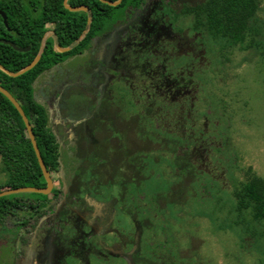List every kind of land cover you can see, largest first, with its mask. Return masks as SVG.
<instances>
[{
	"label": "flooded vegetation",
	"instance_id": "flooded-vegetation-1",
	"mask_svg": "<svg viewBox=\"0 0 264 264\" xmlns=\"http://www.w3.org/2000/svg\"><path fill=\"white\" fill-rule=\"evenodd\" d=\"M204 1L143 0L117 11L79 54L83 63L67 77L93 85L101 98L94 110L75 117L66 108L77 102L67 104L66 97L76 87L87 90L78 84L66 93V77L59 82L53 126L65 136L62 146L74 167L63 173L58 147L49 171L53 187L44 199L0 202V264H176L182 257L176 205L187 193L177 190L176 178L192 184L194 177L196 195L206 192L215 202L212 191L218 203L231 184L227 172L239 163L223 135L231 121L229 99L220 97L214 114L209 109L212 64L224 72L236 50L247 51L245 60L264 49L255 26L244 43L210 35L205 12L192 10ZM5 3L15 0H0V11ZM241 176L232 195L246 181ZM151 178L164 186H152L148 199L143 190Z\"/></svg>",
	"mask_w": 264,
	"mask_h": 264
},
{
	"label": "trees",
	"instance_id": "trees-1",
	"mask_svg": "<svg viewBox=\"0 0 264 264\" xmlns=\"http://www.w3.org/2000/svg\"><path fill=\"white\" fill-rule=\"evenodd\" d=\"M64 0H15L14 5L3 7L8 26L0 16V38L14 42L26 51H17L0 43V65L17 72L28 65L40 52V59L29 71L11 77L0 70V86L21 105L31 125L41 157L50 171L57 165L58 144L48 126L46 108L34 99L33 84L45 71L62 63L66 58L87 50L93 38L103 32L115 19L117 11L137 7L143 0H121L110 6L100 0H68L70 6H86L88 11H69ZM116 1V0H110ZM259 0H205L192 10L205 12L208 32L227 41L244 43L259 10ZM202 6V7H201ZM120 14V13H119ZM90 23L88 24V18ZM200 20V14L196 15ZM253 24V25H252ZM51 27L55 40L47 37ZM44 45L42 47V43ZM55 44L70 49L58 52ZM0 190L18 187H44L45 180L38 165L25 125L16 108L0 93ZM233 196L237 212L248 213L255 222H264V179L246 178ZM6 200L0 197V202Z\"/></svg>",
	"mask_w": 264,
	"mask_h": 264
},
{
	"label": "rangeland",
	"instance_id": "rangeland-1",
	"mask_svg": "<svg viewBox=\"0 0 264 264\" xmlns=\"http://www.w3.org/2000/svg\"><path fill=\"white\" fill-rule=\"evenodd\" d=\"M259 2V10L252 22L254 25H252L264 35V0H259ZM246 52L236 50L234 62L229 66L223 65L227 69L226 71L224 68V72L220 70V65L216 66L213 62V70L209 72L208 78V93L212 95L211 104L209 103L210 111L213 114L217 111L216 103L220 97L229 99L230 107L228 105L229 109H224L225 116H229L231 121L223 135L227 141L229 140L228 151L233 152L232 158L239 162H233L231 168H240L246 174H243L244 177H242L237 174V170L229 168L226 176L231 184L224 186L222 201L218 203L216 202V193L212 191L210 196H213L215 202L211 201V197L204 198L207 195L206 192L196 195L193 184V181L196 182L194 177L192 184L186 183L187 179L185 178H176L177 190L187 193L186 198L182 195V198L177 201L176 215L182 219L179 220L181 225L176 227L177 232L175 231L178 243L177 252L180 250L179 254L187 259L185 261L187 264H264V222L253 221L248 213L239 214L232 195L234 183L239 176L244 181L247 177L255 175L264 179V49L259 50L253 56L252 53H247L244 60ZM83 57L76 55L66 58L56 67L53 66L46 73L40 75L35 82L37 87H43L44 82L49 81V83L57 85L58 90L59 82L66 77L64 84L67 86L64 89L66 93H70L71 91H68L74 85L84 86L87 92L80 91L83 90V87H76L75 92L73 91L66 97L67 104L77 102L78 106L66 108L75 117L86 108L94 110L97 105L96 101L99 102L101 98L93 85L89 86L85 81L77 82L75 80L74 82L69 79L72 72L83 63ZM233 72L236 74V80L231 82ZM116 100L119 103L122 101L123 107H125L124 99H121L120 95L116 97ZM39 102L47 107L46 103L45 105L42 103V99H39ZM49 128L59 147L60 160L63 162L62 171L66 173L73 169L74 159L63 149L62 144L65 136L60 132L56 133L51 126ZM2 180H4V176L0 174V182ZM152 186L162 188L163 181L158 182L154 178L147 180L143 191L148 199L154 193ZM5 198L31 202L44 199L43 195L32 192L14 193L5 196ZM128 226V222L123 221L122 227L128 228ZM43 250L42 244L35 250V254ZM182 257L177 258L175 263L180 264L179 259Z\"/></svg>",
	"mask_w": 264,
	"mask_h": 264
},
{
	"label": "water",
	"instance_id": "water-1",
	"mask_svg": "<svg viewBox=\"0 0 264 264\" xmlns=\"http://www.w3.org/2000/svg\"><path fill=\"white\" fill-rule=\"evenodd\" d=\"M67 1L68 0H64L63 1V5L69 11H73V12H75V11H88V8L86 6L73 7V6H70L67 3ZM100 1L102 3L108 4L110 6H117L121 2V0H116V1L100 0ZM0 15L3 18L4 25L7 27L8 24H7L6 14L3 11H0ZM90 20L91 19L89 17L88 21H87L88 24L90 23ZM46 38H47L46 35H44L43 40H45ZM0 43H4L6 45H9L10 47H12L13 49H15L17 51H26L27 50L26 48H21V47L17 46L14 42H11V41H8V40H5V39H1L0 38ZM43 45H44V41L42 43V47H43ZM55 48H56V50L58 52H65V51H68L70 49L69 47L61 48L58 45H56ZM41 52L42 51L40 50V52L37 54V56L28 65L24 66L22 69L18 70L17 72H11V71L5 69L2 65H0V70L4 71L6 74H8L11 77H17V76L29 71L30 69H32L36 65V63L40 59ZM0 93L2 95H4L12 103V105L16 108V110L18 111L19 115L21 116L22 121H23V123L25 125V128H26V132H27L28 138L30 140V143L32 144V147H33V150H34L38 165L40 167L42 176H43V178L45 180V183H46L45 187L9 188V189L0 191V197L7 196V195H10V194H14V193H19V192H32V193H39V194H48L51 191L52 187H53V182H52V179L50 177L49 170L47 169V167H46V165H45V163H44V161H43V159L41 157V154H40V151L38 149V146H37V143H36V140H35V136L33 134L31 125L29 123V120H28L27 116L25 115L23 109L21 108V105L2 86H0Z\"/></svg>",
	"mask_w": 264,
	"mask_h": 264
},
{
	"label": "crops",
	"instance_id": "crops-1",
	"mask_svg": "<svg viewBox=\"0 0 264 264\" xmlns=\"http://www.w3.org/2000/svg\"><path fill=\"white\" fill-rule=\"evenodd\" d=\"M46 37L49 38H53L55 40V36L53 34L52 28H48L47 32L45 33ZM56 46V44H55ZM57 65H55L56 67ZM47 71L43 72L42 74L46 73ZM41 74V75H42ZM38 80V78L35 80V82ZM33 84V95H34V99L39 102V99L43 100V104L45 105V103L47 104V107L44 106L47 110V114H48V126H51L54 129V122L56 121V102L58 101V91L57 90V85H54L53 83H49V81H45L44 82V86L43 87H37V83ZM48 90H47V89ZM41 104V103H40Z\"/></svg>",
	"mask_w": 264,
	"mask_h": 264
}]
</instances>
